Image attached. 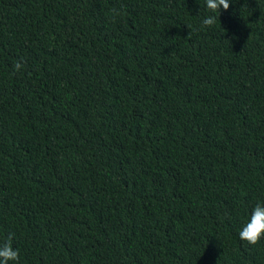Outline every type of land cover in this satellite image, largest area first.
Returning a JSON list of instances; mask_svg holds the SVG:
<instances>
[{"label":"trees","instance_id":"obj_1","mask_svg":"<svg viewBox=\"0 0 264 264\" xmlns=\"http://www.w3.org/2000/svg\"><path fill=\"white\" fill-rule=\"evenodd\" d=\"M257 203L264 0H0L18 264H264L239 238Z\"/></svg>","mask_w":264,"mask_h":264},{"label":"clouds","instance_id":"obj_2","mask_svg":"<svg viewBox=\"0 0 264 264\" xmlns=\"http://www.w3.org/2000/svg\"><path fill=\"white\" fill-rule=\"evenodd\" d=\"M205 6L211 13H216L223 9L227 11L230 8V0H205ZM217 17L209 15L202 20V26L207 29L216 23ZM21 63L15 65V70L19 71ZM240 240L250 246L257 245L264 238V203H257L251 210V214L239 231ZM14 234H9L3 243H0V264H18L19 250L13 246Z\"/></svg>","mask_w":264,"mask_h":264}]
</instances>
